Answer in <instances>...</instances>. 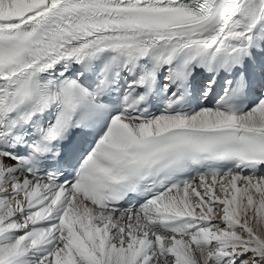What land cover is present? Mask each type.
I'll return each instance as SVG.
<instances>
[{"label":"snow or ice","instance_id":"snow-or-ice-1","mask_svg":"<svg viewBox=\"0 0 264 264\" xmlns=\"http://www.w3.org/2000/svg\"><path fill=\"white\" fill-rule=\"evenodd\" d=\"M0 264H264V0H0Z\"/></svg>","mask_w":264,"mask_h":264}]
</instances>
